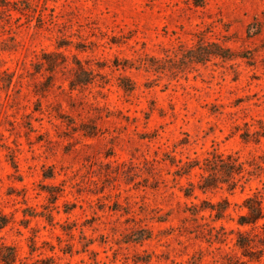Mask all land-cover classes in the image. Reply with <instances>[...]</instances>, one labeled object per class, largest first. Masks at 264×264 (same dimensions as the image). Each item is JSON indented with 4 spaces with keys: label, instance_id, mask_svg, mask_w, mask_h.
Wrapping results in <instances>:
<instances>
[{
    "label": "rangeland",
    "instance_id": "1",
    "mask_svg": "<svg viewBox=\"0 0 264 264\" xmlns=\"http://www.w3.org/2000/svg\"><path fill=\"white\" fill-rule=\"evenodd\" d=\"M263 12L264 0H0V246L15 264H264L263 221L237 223L264 188V136L240 135L264 128ZM201 41L238 56L184 63ZM48 52L66 61L35 73ZM75 60L94 77L71 87ZM210 152L262 169L233 193L184 197L200 170H176ZM223 198L224 218L190 215ZM237 231L258 233L250 250Z\"/></svg>",
    "mask_w": 264,
    "mask_h": 264
},
{
    "label": "trees",
    "instance_id": "2",
    "mask_svg": "<svg viewBox=\"0 0 264 264\" xmlns=\"http://www.w3.org/2000/svg\"><path fill=\"white\" fill-rule=\"evenodd\" d=\"M264 16V12H263ZM187 51L182 55V61L187 62H198L204 63L209 61L211 58H221L222 60H230L233 57L238 56L230 47L217 42L201 41L197 44L196 48H187ZM66 58L63 54L57 52H48L42 54V60L38 62L37 68H35V73H40L41 68L50 74H53L57 67L64 64ZM159 61V60H157ZM75 67L73 68L72 79L70 81V86L74 87L77 85H84L89 83L93 79L92 70L84 68L78 60L74 62ZM157 69L164 70L162 66H157ZM130 86H123L124 89L129 90ZM82 131L93 136L96 133V127L91 125H83ZM244 142H248L252 137L255 143L260 141V137L264 136V128L262 132L253 131L250 132L248 129L244 130L240 134ZM177 162H180L179 160ZM175 160H170V164H175ZM246 165L251 168H246ZM199 169L198 180L197 181H187V186L182 188L184 197L189 198L192 196L195 189L199 191H209L216 190L220 188H225L229 193H233L237 188H243L249 177L254 174L255 171L261 170L262 167L257 163L245 162L240 160L239 156L235 153L223 154L220 152H210L202 159H192L182 162L179 168L176 170L177 175H189L193 169ZM50 177V176H46ZM53 199V198H52ZM55 199V198H54ZM50 200L49 203H53ZM229 201L227 198L216 202H208L205 206L196 207L190 211L192 217L196 216L199 212L208 210L213 213L212 221H216L224 218L225 211L229 206ZM242 206L245 208L246 212L238 217L237 223L240 226L249 225L251 226V232L260 228L261 225L258 224L259 221H263L262 227H264V188L262 191L254 192L252 195L247 196L243 200ZM46 219L49 220L50 214H46ZM195 219V218H194ZM9 222V217L4 214H0V228L4 227ZM201 226V225H200ZM223 230V227L220 226ZM214 230V227H210V232ZM143 235L140 237H131L129 241L139 242L150 237L149 230H141ZM250 231H237V238L235 245L244 251L250 250L254 246V237L258 233H254L251 237L249 236ZM219 232L217 233L219 237ZM220 240V239H218ZM222 241V240H220ZM244 255V254H243ZM18 253L14 246L2 244L0 246V264H15L18 261Z\"/></svg>",
    "mask_w": 264,
    "mask_h": 264
}]
</instances>
